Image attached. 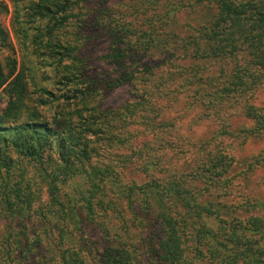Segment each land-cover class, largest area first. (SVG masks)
I'll use <instances>...</instances> for the list:
<instances>
[{"label":"trees","instance_id":"16d2710c","mask_svg":"<svg viewBox=\"0 0 264 264\" xmlns=\"http://www.w3.org/2000/svg\"><path fill=\"white\" fill-rule=\"evenodd\" d=\"M97 1L13 0L25 48L19 71L16 59L0 69V263L87 264L82 254L94 247L98 264H144L147 256L156 264H264L261 218L239 219L243 205L208 198L229 187L232 157L212 141L178 137L175 120L163 119L166 106L157 108L158 99L185 94L217 135H232L230 119L242 112L254 120L245 134L264 138V115L251 103L264 84V0ZM199 6L213 9L209 20L179 32V14ZM28 83L74 109L53 123L20 121ZM121 85L131 99L90 105L94 93L103 98ZM138 133L154 141L138 142ZM168 144L177 160L167 158ZM255 164L264 167V155ZM129 166L145 174L142 185L126 183ZM132 226L144 235L145 256ZM95 230L106 242L91 246ZM196 237L207 247L189 254Z\"/></svg>","mask_w":264,"mask_h":264},{"label":"rangeland","instance_id":"374dc122","mask_svg":"<svg viewBox=\"0 0 264 264\" xmlns=\"http://www.w3.org/2000/svg\"><path fill=\"white\" fill-rule=\"evenodd\" d=\"M99 1L104 0H98L96 3ZM15 12L16 5L14 4L13 0H0V69H2L4 72H6L7 67L9 66V59H16L17 71H19V69H21L24 64L22 58L25 46L18 32V24L16 22L17 17ZM212 12L213 9L206 6H199L195 9L187 8L183 10L176 18L175 27L179 32L182 33L187 24L198 26L205 23L211 17ZM23 20H28V16L26 14L23 15ZM96 53L97 55L102 54L100 50ZM183 62L185 65L193 64L192 60H184ZM199 63L202 64V62ZM214 68L216 67H213V69ZM38 81H41L40 75H38ZM44 83L47 84L48 88H53L51 83ZM130 90L131 87L129 85H121L103 98H101L100 95L94 93L95 95H92L89 99L90 105L98 106L97 104H100L101 106L108 109L111 107H116L121 105L124 101L132 98ZM53 91L56 92L55 88H53ZM41 100L46 101V103L39 104V101ZM5 103L6 99L0 92V109L5 107ZM61 103L62 102L57 99H51L42 95L40 92H36L32 84L28 83L24 91V106L22 108L19 120L24 121L30 119L32 115H36L39 121L53 123L59 111H68L74 109L73 105L65 106L66 104ZM157 103L158 109L161 108L162 105H165V109H168L163 119L175 120V134H177L178 137L179 135H185L189 137L190 142L195 143L200 141L204 143L212 141V145H218L220 149L224 148L225 153L232 157V166L227 174V176L229 175V179L231 181L229 187L224 190L215 189L213 194L208 198L215 199L222 203H229L233 206L243 205L245 210H238L241 212L236 213V216L239 219L247 220L250 216H258L263 221L261 224L264 225V167L255 164V158L258 155H264V138H259L252 135L247 136L245 134L246 131L251 129V127L254 125V120L244 116L241 112L230 119V131L232 135L220 136L217 135V128L210 124L209 121L204 120L201 114L202 109L200 107L196 108L195 105L193 108L189 107L191 102L185 94H181L177 98L176 102H166L163 99H158ZM251 103L258 107V110L264 115V84L254 94ZM6 123L11 122L7 121ZM133 128L134 129L132 130L136 131L139 130L140 126H134ZM137 141H147L146 143L149 144V142L152 143L154 139L153 137L149 138V136H140L138 133ZM165 148L169 150L166 153L167 158H171L173 155L175 158L173 160H177V154H172L173 147L169 145V147L166 146ZM122 152H125V149H123ZM146 153L150 159L154 152L146 148ZM144 157L146 156L144 155ZM253 161L254 164L250 166L251 162L253 163ZM181 165L179 167L180 170L183 169L186 171L188 169L186 166L183 168ZM122 171L124 173V180L126 183L142 185L147 178L145 174L134 170L132 166H129L127 169L125 168ZM120 207H123V203L119 206V209ZM126 208L121 210L124 211L123 214H125V217H129L131 216V212L129 208H127V210ZM177 211V216L186 217L187 221H190V217L186 214L184 209L180 208V210ZM122 228H124V226H122ZM139 230V227L132 226L128 235L130 236L132 242L135 243L136 241V244L139 243L137 245L134 244V249L137 251V255L145 256L146 254L142 252L144 248L142 247L144 244L142 241L144 235ZM121 233L123 234V237H126L123 230H121ZM100 234L101 232L95 230L88 236L87 242L91 246H93V243L95 242H98L97 245H101V243L106 242V238H101ZM6 236L7 230L5 221L0 218V241L4 240ZM14 238L19 239V236L16 235ZM188 246L189 247L187 250L190 254L195 252L194 247L205 250L207 243L205 240L196 237L191 243H189ZM94 249V247L87 249L85 254H82L87 264H98L96 257L93 255V251H95ZM200 255L201 254H199L198 257ZM206 258L200 260L197 259L196 264H209L208 258ZM156 263L158 262L155 261L152 256H147L146 263L144 264ZM10 264H33V262H20L18 260H14V262H11Z\"/></svg>","mask_w":264,"mask_h":264}]
</instances>
